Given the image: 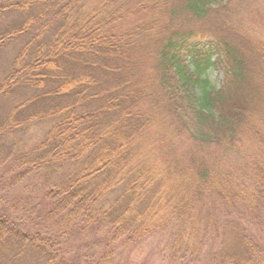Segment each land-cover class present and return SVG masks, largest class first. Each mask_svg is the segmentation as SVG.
Instances as JSON below:
<instances>
[{
	"label": "trees",
	"instance_id": "trees-1",
	"mask_svg": "<svg viewBox=\"0 0 264 264\" xmlns=\"http://www.w3.org/2000/svg\"><path fill=\"white\" fill-rule=\"evenodd\" d=\"M253 1L0 0V264H264Z\"/></svg>",
	"mask_w": 264,
	"mask_h": 264
},
{
	"label": "rangeland",
	"instance_id": "rangeland-1",
	"mask_svg": "<svg viewBox=\"0 0 264 264\" xmlns=\"http://www.w3.org/2000/svg\"><path fill=\"white\" fill-rule=\"evenodd\" d=\"M235 1L237 0H234V2ZM249 9L261 11V9H264V3L262 0H256L255 2L253 1ZM11 21L12 20L9 19L4 23V25H8ZM197 27L198 30L200 29L199 32H197L196 34L197 39L199 41L204 42L207 39H211L216 36L215 33L206 26V24L205 25L201 24ZM14 53L15 52L12 50L11 47L2 50L0 52V66L3 68L6 67L7 59L11 58ZM206 77L215 88L219 87L223 79L222 72L216 68L208 70L206 72ZM1 103L2 102L0 100V105ZM161 161L163 162V159H161ZM158 249H159V243H157L156 241L146 244L145 246L140 248V250L138 251L137 258L135 260H137L138 263L144 262V264H160V255H158ZM173 264H177V263H173Z\"/></svg>",
	"mask_w": 264,
	"mask_h": 264
}]
</instances>
